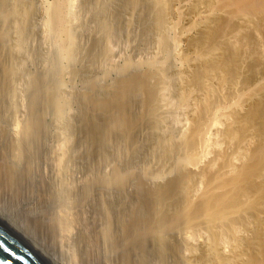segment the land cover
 <instances>
[{"label": "bare ground", "instance_id": "1", "mask_svg": "<svg viewBox=\"0 0 264 264\" xmlns=\"http://www.w3.org/2000/svg\"><path fill=\"white\" fill-rule=\"evenodd\" d=\"M78 2L0 0V199L77 264H264V0Z\"/></svg>", "mask_w": 264, "mask_h": 264}, {"label": "rangeland", "instance_id": "2", "mask_svg": "<svg viewBox=\"0 0 264 264\" xmlns=\"http://www.w3.org/2000/svg\"><path fill=\"white\" fill-rule=\"evenodd\" d=\"M50 1H53V0H50ZM78 1H79V2H78ZM80 1H81V2H80ZM82 1H83V2H82ZM77 2L83 4V3H84V0H77ZM37 23H38V26H37V27H38V30L41 29V31H40V30H39V31L42 32V31H43L42 29H43V27H44V24L42 25V23H44V21H43V19L41 18V16L38 17V19H37ZM91 23H93V22H89V23H87V25H86V26L90 25V27L88 26V29H87L88 32L86 31V27H85V28L82 27V32L84 31V33H85V31H86V33H85L86 35H84V33H82V35L85 36V37H84L85 39L83 38V39L85 40V41L83 40V43H84V42H87V43H88V41H86V39H87L86 37H88L87 35H88L89 31L91 30V28L93 29V28L95 27V26H94L95 23H93V25H92ZM40 24H41V25H40ZM39 25H40V26H39ZM41 26H43V27H41ZM135 27H136L137 29H135ZM89 28H90V29H89ZM138 28H139V26H138V27H137V26H134V27L132 28V30L135 29L136 31L133 30V32H131V37H129L128 40H126V39H127V38H126V35H123V37H121L120 35H119L120 37L118 36L119 39H121V40L123 39L122 41H123L124 43H122V41L119 40L118 38H116V40H114L115 44H114V42H113V47H114L115 55L118 56V55H117L118 53L121 54V55H119V57H117V58H121L122 55H123L122 57H125L124 53H127L126 56L129 54V56H131V57L133 56L134 58L137 57V58H139V59H140V57H143L144 55L146 56V54H147V56H146V57L144 56L143 59L148 58V54L150 53V52H149L150 49L148 48V46H144V45H146V44H145V42H143V36H142L141 29H138ZM137 30L140 31V32H139V34L141 33L140 36H139V34L137 33ZM134 32H136V35H135ZM137 34H138V36H137ZM38 36H39V35H38ZM124 36H125V37H124ZM133 36L135 37V38H133L134 40L131 39ZM127 37H128V36H127ZM140 37H141V38H140ZM124 38H126V39L124 40ZM136 38H138V40H137ZM141 39H142V42H141ZM88 40H89V37H88ZM117 40H118V41H117ZM131 40H133V42H132L133 44L130 42ZM135 40H137L136 42L139 41V44H138V43H134ZM119 42H120V43H119ZM125 42H126V43H125ZM128 42H129V43H128ZM87 43H84L83 45H86ZM118 43H119V44H118ZM130 43H131V44H130ZM121 44H122V45H121ZM125 44H126V45H125ZM127 44H128V45H127ZM134 44H135V45H134ZM114 45H115V46H114ZM129 45H130V46H129ZM133 45H134V46H133ZM136 45H137V46H136ZM128 46H129V48H128ZM84 47H86V46H84ZM142 47H145L146 49H149V50H146L145 48H142ZM129 49H130V50H129ZM138 49H139V50H138ZM141 49H142V50H141ZM117 51H118V52H117ZM140 51H141V52H140ZM122 52H123V53H122ZM131 52H132V53H131ZM150 56H151V53L149 54V57H150ZM36 57H37V56H35V60H34V62L36 61V59H39V58H36ZM39 61L41 62L40 59H39ZM36 62H37V63H36ZM36 62H35L36 64H35V63L32 64V63H30V62L27 63V64H28V68H31V67H32L31 70L34 71V70H39L41 67H43V63H42V62H41V63L39 62L40 65H42V66L39 65L40 67L38 66V64H39L38 61H36ZM29 64H30V65L32 64V65L29 66ZM35 65H36V66H35ZM35 67H37V69H33V68H35ZM40 70H41V69H40ZM80 84H81V85H80ZM74 86H75L76 88H81V86H82V81H81L80 79H79V80H76ZM74 108H75V111H74V110H73V111L76 112V109H78V108H77L76 106H74L73 109H74ZM80 150H82V149H79V150H78V153H79ZM80 153H81V151H80ZM39 160H40V159H39ZM39 160H38V161H39ZM47 161H49V162H47ZM76 161H77V163H78V162H81V161H83V160H80V161H79V160H76ZM39 162H40V165H39V166L37 165V167L40 168V169L38 168V169H39L38 172L41 173V174L38 173V175H37V178H38V179L36 178V179H37L36 182L39 183V184H42V183L44 182V180H46L45 182L49 181V178H50V180H52V179L55 180L56 177H55V174L53 175V173H54V172L56 173L57 170H55V169H57V165L55 164L56 161H54V158L51 157V156L49 157L48 154H47V155H44V154H43V156L41 157V160H40ZM83 162H85V161H83ZM83 162H81L80 164H81V165L84 164ZM75 164H76V163H75ZM80 164H78V165L76 164L77 166L73 164V165H74V166L72 165V168H73V169H71V167H70V168H69V171H67V172L65 173V174L68 173L67 175H69V174L71 175V174H72V178H71L70 175H69L70 177H68L67 175L62 174V173L65 172V170L63 169V170H64V171H63V170L61 169V178L64 177V180L66 179V180H67V181H66L67 183L72 182V179H74L73 181L77 180V181H75V182H78V181L81 180V179L83 180L84 177H85V175H86V170H84V167H83V166L81 167V168H83V169L81 170V169H80ZM55 165H56V166H55ZM54 166H55V167H54ZM53 168H54V169H53ZM42 169H45V170H42ZM70 169H71V170H70ZM79 169H80V170H79ZM53 170H55V171H53ZM72 170H73V171H72ZM40 171H41V172H40ZM44 171H45V172H44ZM62 171H63V172H62ZM70 172H71V173H70ZM73 172H74V174H73ZM84 172H85V173H84ZM63 175H64V176H63ZM74 175H75V176H74ZM51 176H52V177H51ZM53 176H54L55 178H54ZM62 176H63V177H62ZM83 176H84V177H83ZM74 177H76V178H74ZM79 177H80V178H79ZM81 177H82V178H81ZM78 178H79V180H78ZM42 179H43V181H42ZM47 179H48V180H47ZM69 179H71V181H69ZM54 180H52V181H54ZM80 182H81V181H79V183H80ZM79 183H77V184H79ZM81 183H82V182H81ZM69 184H70V183H69ZM77 184H76V185H77ZM70 185H72V186L74 185V186H75L74 182L71 183ZM79 185H80V184H79ZM2 197H4V198L6 197V199H5V200H4L3 198H2V200L0 199V203H1L0 206L3 205L2 207H0V210L3 208V209H2L3 212H4L5 214H7L8 216H10V217L12 216V217L14 218V217L16 216L18 219H17L16 217H15L14 219H15V221H16L17 223H18V220H19L20 222L22 221V223L24 222V224H25L26 219H27V217L25 216V210H26V208L29 209L30 204H33V203H34V204L36 205V207H37L38 210H41V209H40V207H41L42 210H44V211H42V212H46V209L49 210L50 207H51V206L49 207V205H47V208H46V203H43V202H41V201H37V200H40V199H38V198L35 199V200H32V201H34V202H32V201L30 200V201H29L30 203L26 204L27 202L25 203V201H27V200H26V199L23 200L24 197H23V198L21 197L22 200H23V202H24V205H23V202H22V200H21L20 197L18 198V200L20 199L19 201H17V198H15L16 200H14V199L10 196V194H8V195L5 194V196L3 195ZM9 197L11 198V200H9ZM38 197L41 198V195H39ZM7 199H8L10 202H8ZM3 201H4V202H3ZM12 201H14L15 203L12 202ZM7 203H8L9 205H11V206H9ZM6 204H7V205H6ZM25 204H26V205H25ZM44 204H45V205H44ZM94 204H96V202H95V203L93 202V205L91 204L89 207L96 209V206H94ZM16 205H17V206H16ZM21 205H22V206H21ZM42 205H43V206H42ZM12 206H13V207H12ZM15 206H16V207H15ZM25 206H26V208H25ZM28 206H29V207H28ZM93 206H94V207H93ZM8 207H9V208H8ZM10 207H11L12 209H11ZM14 207H15V208H14ZM19 207H20V208H19ZM33 208H34V206H33ZM44 208H45V209H44ZM91 208H88L89 210H88V209L86 210V211H87V212H86V217H88L89 215L96 216V215L94 214L96 210L91 209ZM14 209H15V210H14ZM22 209H23V210H22ZM53 209H54V208H53ZM53 209H52V210H53ZM90 209H91V210H90ZM2 210H1V211H2ZM20 210H21V211H20ZM49 211H50V210H49ZM57 211H58V210H55V211L53 210L54 213L57 212ZM88 211H89V212H88ZM92 211H94V213H93ZM7 212H8V213H7ZM10 212H11V215H10ZM21 212H22V213H21ZM12 213H13L14 216L12 215ZM40 213H41V212H40ZM88 213H89V215H87ZM96 214H97V213H96ZM21 217H22V219H21ZM25 217H26V219H25ZM89 217H90V216H89ZM92 218H93V217H92ZM96 218H97V219H96L94 222H96V224H99V223H98V222H99V221H98L99 218H98V217H96ZM16 219H17V220H16ZM87 219L92 220L91 217H90V218H87ZM93 219H95V217H94ZM24 220H25V221H24ZM99 220H100V219H99ZM97 221H98V222H97ZM100 221H101V220H100ZM86 222H89V220H87ZM86 222H85V223H86ZM90 222H91V221H90ZM90 222H89V224H92V223L94 224V222H91V223H90ZM100 223H101V222H100ZM24 224H23V225H24ZM26 224H27V222H26ZM77 224H78V223H76L75 225L78 226V227L81 226V227L83 228V225H82L81 223H79V224H81V225H79V224L77 225ZM93 224H92V225H93ZM75 225H74V226H75ZM84 225H86V226L88 227V224H84ZM24 227H25V226H24ZM90 227H91V228H90ZM94 227H96L95 224H94ZM94 227H93V229H92V226L89 225V228H90V229L88 228V229H89L88 231L91 232L92 230H94ZM75 228H76V227H75ZM79 228H80V227H79ZM82 228H81V230H83ZM33 229H34V228H33ZM77 229H78V228H77ZM77 229L74 230L75 232L72 231V236H71V238H70V236H68V235H71V234H68L67 236H65V235H64V236H61V238H63L62 240H64L63 243H62V245L66 242V243L69 244V246H70V243H69V242H70V239L72 240V241H71L72 244H73L74 242H75L74 244H77L76 242H78V241L81 240V238H77V239H79L78 241H77V239H75V237H82V235H80V236L76 235V234L79 233L78 231L80 230V229H79V230H77ZM28 232H29V233H28ZM28 232H27V233H28L30 236H32V238H34V239L36 238V241H37L39 244H41V245H42L43 247H45V248H49L48 251H49L51 254L54 253L53 255H54L55 257H57V256L59 255L58 257H60V258L57 257L56 259H57L60 263L65 264V262L68 261V262H66V264H70V263L73 264V263L77 262L76 260H72L73 258H72V259H69V258H71L72 256H70V254H69V252H68L69 250H67V248L70 249V247H69L68 245L64 244V249L66 248L65 251H67V252L65 253L64 249L61 250V249H62V246H61V248H60V246H59V248H60V250H61V251H60L59 249L54 248V246L52 247V245H50V247H49V244H48L47 242L43 245L42 243H43V240H44V239H43V238H41V239H43V240L40 239L41 235L39 236V234H38L39 232L37 233L35 229L32 230V231H31V229H29ZM30 232H31V233H30ZM33 232H36L38 235H37L36 233H33ZM81 232H83V231H81ZM81 232H80L79 234H82ZM92 232H93V231H92ZM34 234H35V235H34ZM62 234H63V233H62ZM73 234H75L76 236L73 235ZM38 236H39V237H38ZM73 236H74V237H73ZM67 240H68L69 242H67ZM44 242H45V241H44ZM46 244H47V245H46ZM50 244H51V243H50ZM65 245H66V246H65ZM56 247H58V246H56ZM53 251H54V252H53ZM63 251H64V252H63ZM62 252H63V253H62ZM56 254H57V255H56ZM61 255H63L64 258H63ZM108 255H112V256H113V254H111V253H109ZM136 255H137V254H136ZM61 257H62V259H61ZM108 257H109V256H108ZM114 258H115V257H114ZM114 258H110V257H109V260H110V259L115 260ZM135 258H136V256H135ZM137 258L139 259V256H138V255H137ZM137 258H136V259H137ZM68 259H69V260H68ZM154 259H155V258H153V262L156 260V259H155V260H154ZM65 260H66V261H65ZM70 260H71V261H70ZM113 260H110L109 263H111V261H113ZM73 261H74V262H73ZM102 262H104V260H103ZM102 262H101L100 264H104V263H106V262H104V263H102ZM113 262H114V264L116 263V261H113ZM156 262H157V264H159L158 260L155 261V264H156ZM109 263H107V264H109ZM151 263H152V262H151ZM75 264H77V263H75ZM78 264H81V263H78ZM96 264H99V263H96Z\"/></svg>", "mask_w": 264, "mask_h": 264}, {"label": "water", "instance_id": "3", "mask_svg": "<svg viewBox=\"0 0 264 264\" xmlns=\"http://www.w3.org/2000/svg\"><path fill=\"white\" fill-rule=\"evenodd\" d=\"M0 264H61L14 218L0 210Z\"/></svg>", "mask_w": 264, "mask_h": 264}]
</instances>
